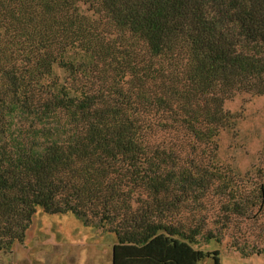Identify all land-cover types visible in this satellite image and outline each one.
<instances>
[{
  "label": "trees",
  "instance_id": "16d2710c",
  "mask_svg": "<svg viewBox=\"0 0 264 264\" xmlns=\"http://www.w3.org/2000/svg\"><path fill=\"white\" fill-rule=\"evenodd\" d=\"M240 93L264 0H0V252L41 209L115 233L112 264H222L196 245L264 210L218 160Z\"/></svg>",
  "mask_w": 264,
  "mask_h": 264
},
{
  "label": "rangeland",
  "instance_id": "374dc122",
  "mask_svg": "<svg viewBox=\"0 0 264 264\" xmlns=\"http://www.w3.org/2000/svg\"><path fill=\"white\" fill-rule=\"evenodd\" d=\"M226 108L236 114V123L218 137V160L234 170L235 186L252 195L254 189L264 185V96L240 93L226 102ZM218 200L212 202L215 212L211 221L217 216ZM252 209L249 217L238 218L243 221L231 223L218 234L220 242L203 237L196 248L219 249L222 264H264V255L243 256L234 246L264 243V210L259 206ZM211 226L217 224L213 221ZM116 242L115 233L98 224L87 225L73 213L49 214L38 209L25 240L16 241L12 252H0V264H112Z\"/></svg>",
  "mask_w": 264,
  "mask_h": 264
}]
</instances>
